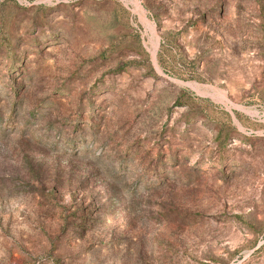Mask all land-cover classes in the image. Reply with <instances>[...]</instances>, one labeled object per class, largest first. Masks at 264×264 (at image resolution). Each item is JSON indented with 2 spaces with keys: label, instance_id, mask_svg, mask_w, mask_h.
<instances>
[{
  "label": "rangeland",
  "instance_id": "1",
  "mask_svg": "<svg viewBox=\"0 0 264 264\" xmlns=\"http://www.w3.org/2000/svg\"><path fill=\"white\" fill-rule=\"evenodd\" d=\"M0 264H264V0H0Z\"/></svg>",
  "mask_w": 264,
  "mask_h": 264
}]
</instances>
